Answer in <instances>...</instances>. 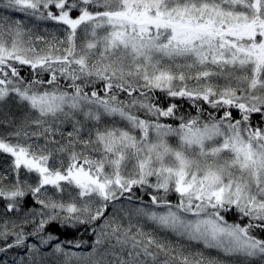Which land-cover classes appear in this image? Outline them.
<instances>
[{
	"label": "snow or ice",
	"instance_id": "1",
	"mask_svg": "<svg viewBox=\"0 0 264 264\" xmlns=\"http://www.w3.org/2000/svg\"><path fill=\"white\" fill-rule=\"evenodd\" d=\"M0 264H264V0H0Z\"/></svg>",
	"mask_w": 264,
	"mask_h": 264
},
{
	"label": "trees",
	"instance_id": "2",
	"mask_svg": "<svg viewBox=\"0 0 264 264\" xmlns=\"http://www.w3.org/2000/svg\"><path fill=\"white\" fill-rule=\"evenodd\" d=\"M81 236H82L83 240L89 244L91 243L92 239H94L88 233L83 232V231H81L80 233H74L72 236H69L68 238H79ZM61 239H64V237L61 236Z\"/></svg>",
	"mask_w": 264,
	"mask_h": 264
}]
</instances>
